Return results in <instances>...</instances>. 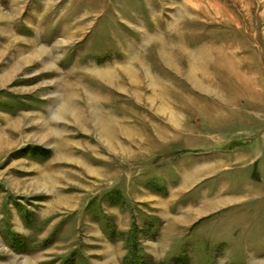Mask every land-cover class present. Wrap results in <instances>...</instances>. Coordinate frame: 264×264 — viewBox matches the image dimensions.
Segmentation results:
<instances>
[{"label": "rangeland", "instance_id": "obj_1", "mask_svg": "<svg viewBox=\"0 0 264 264\" xmlns=\"http://www.w3.org/2000/svg\"><path fill=\"white\" fill-rule=\"evenodd\" d=\"M118 263L264 264V0H0V264Z\"/></svg>", "mask_w": 264, "mask_h": 264}, {"label": "crops", "instance_id": "obj_2", "mask_svg": "<svg viewBox=\"0 0 264 264\" xmlns=\"http://www.w3.org/2000/svg\"><path fill=\"white\" fill-rule=\"evenodd\" d=\"M178 222V223H177ZM182 222H180L179 220L177 221L176 220V222H175V220L174 219H171L170 220V225H168V231H169V234L168 235H166V236H163V238H167V237H169V238H171V239H173V238H175L176 236H175V234H177L178 232H177V227L179 226V224H181ZM121 258H122V256H121ZM121 261V260H120ZM118 264H120V263H118Z\"/></svg>", "mask_w": 264, "mask_h": 264}, {"label": "trees", "instance_id": "obj_3", "mask_svg": "<svg viewBox=\"0 0 264 264\" xmlns=\"http://www.w3.org/2000/svg\"><path fill=\"white\" fill-rule=\"evenodd\" d=\"M129 258V257H128ZM128 258H126V259H128ZM125 261H127V260H125Z\"/></svg>", "mask_w": 264, "mask_h": 264}, {"label": "bare ground", "instance_id": "obj_4", "mask_svg": "<svg viewBox=\"0 0 264 264\" xmlns=\"http://www.w3.org/2000/svg\"><path fill=\"white\" fill-rule=\"evenodd\" d=\"M246 83V82H245Z\"/></svg>", "mask_w": 264, "mask_h": 264}]
</instances>
